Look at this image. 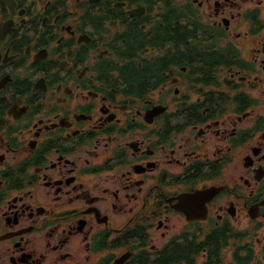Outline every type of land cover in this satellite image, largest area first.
Masks as SVG:
<instances>
[{
	"label": "flooded vegetation",
	"instance_id": "obj_1",
	"mask_svg": "<svg viewBox=\"0 0 264 264\" xmlns=\"http://www.w3.org/2000/svg\"><path fill=\"white\" fill-rule=\"evenodd\" d=\"M0 264H264V0H0Z\"/></svg>",
	"mask_w": 264,
	"mask_h": 264
}]
</instances>
